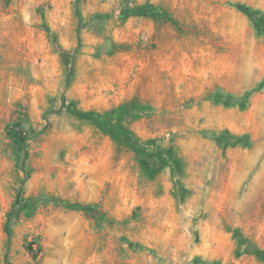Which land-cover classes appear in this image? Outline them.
Masks as SVG:
<instances>
[{
	"label": "rangeland",
	"instance_id": "rangeland-1",
	"mask_svg": "<svg viewBox=\"0 0 264 264\" xmlns=\"http://www.w3.org/2000/svg\"><path fill=\"white\" fill-rule=\"evenodd\" d=\"M147 5L159 16L126 14ZM117 109L118 138L79 114ZM255 251L264 0H0V264H264Z\"/></svg>",
	"mask_w": 264,
	"mask_h": 264
},
{
	"label": "trees",
	"instance_id": "trees-1",
	"mask_svg": "<svg viewBox=\"0 0 264 264\" xmlns=\"http://www.w3.org/2000/svg\"><path fill=\"white\" fill-rule=\"evenodd\" d=\"M236 8L240 12L244 13L245 15H247L249 17H252L254 15V12L250 8H248L244 5H236ZM126 14L144 16V17H157V16H159L158 11L151 5L130 9ZM261 23H262L261 19L255 20L256 28H260ZM79 114L81 116L89 119L93 123H95L103 131L109 132L113 138H118L125 133V130L119 125V123L113 122L114 119H117L120 116V110L119 109H117L113 112H110V113L103 114V115L93 114V113H79ZM7 133L9 136H11L14 145L18 148L20 146V139H19V135H18L19 134L18 130L14 129V128L9 129L7 131ZM218 140H220V141L225 140L227 142L238 143L241 141V138H233V137L225 138L223 136H220V137H218ZM66 206L68 208H72V207L77 206V205H66ZM77 207H79V206H77ZM79 208H81L82 210H85V211L87 210L85 207H79ZM88 211H89V208H88ZM8 216H7V222L9 221ZM5 232L7 235H9L7 227L5 228ZM255 254L259 258L264 259L263 255H262L263 253H261L260 251H255Z\"/></svg>",
	"mask_w": 264,
	"mask_h": 264
}]
</instances>
